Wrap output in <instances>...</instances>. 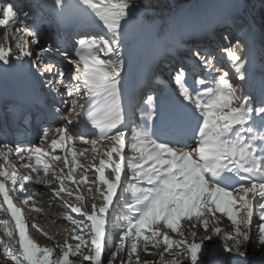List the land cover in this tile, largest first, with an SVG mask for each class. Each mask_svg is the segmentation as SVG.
<instances>
[{
  "label": "snow or ice",
  "instance_id": "obj_1",
  "mask_svg": "<svg viewBox=\"0 0 264 264\" xmlns=\"http://www.w3.org/2000/svg\"><path fill=\"white\" fill-rule=\"evenodd\" d=\"M41 7L48 12L50 25L54 22L75 28L70 50L60 44L56 48L41 44L40 25L26 23L30 16L43 18ZM232 7L238 12L241 5ZM140 13V6L132 0H42L41 4L0 0V70H11L13 59L26 60L30 70L52 67L55 71L40 85H46L45 95L52 96L49 111L57 103L56 96L69 97L62 101L68 106L67 114L58 108L52 113H60L66 123L55 128L59 140L51 141L50 150L75 139L90 143L94 153L98 142L111 145L98 167L82 169L85 175L81 181L72 176L78 168L75 151L71 162L64 161L67 172L63 168L57 172L45 162L50 155L43 147L48 129H43L42 135L36 130L40 146L0 145V168L7 166L0 171V211L15 222V231L6 232L14 243L4 245L11 264H72L70 256L88 264H115L124 252L126 264H133L132 257L141 245L145 252L149 245L153 249L163 245L162 264H248L247 249L264 247V94L249 103V97L235 83L248 78L251 25L239 22L235 14L207 21L201 36L217 35V24H223L229 35H219L214 49L195 40L191 46L185 45L186 60L169 73L178 91L172 89L165 95L149 90L137 102L125 91L129 69L125 50L130 28ZM50 52H60L64 57L69 78L55 61L45 65V54ZM213 68L221 74L213 76ZM229 68L234 69L235 76H230ZM32 75L39 82L43 73ZM137 111L143 124L134 120ZM68 115L97 139L89 140L85 132L75 130ZM126 148L133 157L125 154ZM84 151L87 149L81 155ZM12 156L22 162L21 167L36 173L45 187L52 188V198L63 201L64 219L73 226L70 239L78 243L73 246L65 240L63 245L57 244L60 255L55 259L53 248L41 247L29 236L25 215L9 195L8 180L11 191L24 194L20 199L25 205L31 201L34 210L41 211L35 207L32 175H17L10 163ZM51 159L61 157L53 155ZM89 171L94 176L91 181L86 176ZM69 180L71 184L97 185L90 207L79 189L73 190L66 183ZM121 204L126 211L117 215ZM67 209L79 218H73ZM217 213L227 217L230 229L219 227ZM254 215H258L255 224ZM193 219L188 228L181 226V221ZM9 222L7 218L2 221L5 226ZM198 225L206 234L193 230ZM166 230L181 239H172ZM121 264H125L123 259ZM259 264H264V257Z\"/></svg>",
  "mask_w": 264,
  "mask_h": 264
},
{
  "label": "rangeland",
  "instance_id": "obj_2",
  "mask_svg": "<svg viewBox=\"0 0 264 264\" xmlns=\"http://www.w3.org/2000/svg\"><path fill=\"white\" fill-rule=\"evenodd\" d=\"M232 9H233V12L235 15L240 14L239 17L242 19V21H245V19H244L245 15H243L241 10L239 9V13H235L237 11L233 7H230V9H228L227 12L220 14L217 21H219L223 17L229 15L230 11ZM186 12L187 11H185V13ZM48 18H50V17H48ZM189 18H194V19L198 20L197 12L195 11V13H189ZM193 23H195V21H193ZM217 27H219V28L224 27V25L223 24H217ZM196 29H197L196 26L193 25V31L194 32H196ZM223 30H224V28H223ZM150 31H151V28H148V26H146L144 34H143L144 37H140L137 39L135 38L134 43H133V47L131 49L132 52H130L128 54V57H127L128 63H129L130 57L133 56L134 53L136 52V48L141 46V44L146 40L145 38L150 35ZM201 31H202V29L201 30L198 29L197 32L194 34H200L201 35ZM170 33H171V31H170ZM235 34H236V32H235ZM223 42L226 43V41H223ZM161 45L165 46L163 43H157V42H151L150 44L147 45L148 51L146 52V56L142 57V55H141V57H140V63L142 65V67H144L146 69L148 68V64L151 63L152 54L154 52L157 53L158 48H160L162 50ZM240 49L242 51L241 47H240ZM240 54L243 56L244 53L240 52ZM254 56H255V54L252 57H249V65H248L249 69L247 68V70H250V73L252 74L251 77L247 78V84H249L250 86H253V80L256 81L258 84V81L260 79L264 78V68H260V67H257L254 65V61H255ZM12 62L14 64H16L17 60L13 59ZM5 67H7V66H5ZM14 68H17V67H15V65H14ZM12 69H13V67H12ZM12 69L7 71V72L0 70V88H1L0 93H2L1 94V95H3L2 97H6L9 94H13L12 92H10L11 89L9 87H16V85H19V84L12 85V83H10L9 75H12L13 73H15V70L13 69V71H12ZM252 69L254 70V72L252 71ZM5 76L9 80L2 78ZM131 80H132V74L128 73L127 79H126V84L128 86L130 85ZM263 87H264V83L262 84V87L259 89V92L261 93L260 95H262L264 93ZM150 90L152 91L153 89H150ZM153 92L155 93L156 91H153ZM0 101H1V99H0ZM73 122L75 123V121H73ZM80 128H82V127L80 126ZM54 139L59 140V135L55 136V138L50 139L43 147L45 150L50 151V155L46 158L45 162L51 164L52 168H54L57 172H59L60 169H62V168L64 169L65 172H67L69 170V168H65L64 161H65V159L68 160L69 162H71L73 160V156H72L73 151H78V150L82 151L84 149H87V151H84L83 153L87 154L88 158L87 157H80L79 159L76 158V160H75V163H76V165H78V168H77L76 172L72 173V176L77 181H81V177L83 175H85V173H83L82 169L83 168L92 169L93 166L98 167L100 159L102 158V154L105 151L110 150V147H111V145L105 141V142L100 143L99 145L97 144L95 146L97 149V152L94 153L91 151L92 146L79 147V146H74L72 143L71 145L68 146L69 147L68 150H67V146H65L63 144V145H58V147L54 151H52V150H50V143ZM125 154L129 157L134 156V154L131 153L127 148L125 149ZM27 155L28 154L25 153L26 157H27ZM53 155H58L61 157V159L58 161H53L51 159V156H53ZM103 158L106 159V157H103ZM0 161H1L0 165H2L3 162H2V160H0ZM21 163H22L21 161H17L14 159L12 160V164H14V166H15V170L17 172V175H29V174L32 175L33 180L30 183L32 185V188L37 193V195H35L33 197V199L36 201L35 207L40 208L41 209L40 212L45 214L46 217L48 218V220H50V221H48V220L45 221L43 218H38L37 212L34 210L31 201L29 202L28 205H25L23 203L22 199H20V197L24 195L23 193L11 191L12 185H11L10 180L5 181L6 187L9 189V195L12 198L16 207L21 208L24 215H25L26 223L28 224L27 231H28L29 236L38 245L48 247V248H53L55 250V257H57L60 255V249L56 247L57 244L63 245L65 240H67L68 243L72 244V245L77 243V242H74V240L70 239V237L73 235V232H72L73 226L68 221H66L64 219L63 213L65 212V208L62 207L63 201L59 200L58 198H52V188L51 187H45L44 183L42 182V179H38L37 174L32 173L30 168L21 167L20 166ZM5 168H7L6 165L4 166V168H0V171H3ZM41 168H42V166H41ZM9 171H11V169H9ZM86 176H87V179L89 181L94 179L92 171L87 172ZM41 177H42V173H41ZM2 179H3V177H0V180H2ZM66 183L70 184L71 189H73V190L78 188L79 193L85 197V202L90 207V205L92 203L90 196L96 194L95 189H96L97 185L96 184L83 183V182L78 183V184H71L70 180L66 181ZM89 188L92 189L91 193H89V191H88ZM75 194L76 193L74 191L73 199L75 198ZM130 195H131V193L129 192V196ZM2 200H3V198L0 197V203H2ZM121 210H123L122 204L120 206H117V215L120 214ZM67 211L69 214H71L73 216V218H77V219L79 218L75 213H71L70 209H67ZM254 211L257 212V210H254ZM5 218L9 219V221H10L7 226H5L2 223L3 219H5ZM216 218L219 221V227H221L223 230L227 231L228 229H230L232 227L231 222L227 220L226 216H223V215L217 213ZM253 218L258 219V215H254ZM113 221L115 222V216L113 217ZM192 222H195L194 219L191 222L187 221V220L181 221V226L183 228H188L189 224ZM32 224H35L37 227L32 228L31 227ZM193 230L197 231L198 235L206 234V233H203V229L199 225L197 226L196 229H193ZM253 230L255 231V228H253ZM7 231H13V232L15 231V222L12 221L10 216H8L5 212L0 211V240L3 241V243H0V264H11V261L9 260V258L4 253V245L7 244V245L11 246L14 243V240H10L7 237V235H6ZM166 231L169 232V236L172 239L177 240V241L181 239V237H179L175 233H172L171 230H166ZM44 233H46L47 235L45 236ZM16 239H18V234L16 235ZM190 239L191 238L189 237V240ZM205 243L208 244L210 242L206 241ZM219 243L223 244V241L220 240ZM17 247H18V245H17ZM150 247H151V245H149L150 250L148 252H145L143 250H141V252H139L140 253L139 258L142 261H152L156 257V255L158 254L157 251L153 252L152 251L153 249H151ZM85 251L87 252V250H85ZM105 254L108 255L107 251L105 252ZM120 255H121V253L119 254V256ZM247 257L250 260L252 258L255 259V261L261 260V258L264 257V247H261L259 245L250 246L247 249ZM119 258L117 259V264H120Z\"/></svg>",
  "mask_w": 264,
  "mask_h": 264
},
{
  "label": "trees",
  "instance_id": "obj_3",
  "mask_svg": "<svg viewBox=\"0 0 264 264\" xmlns=\"http://www.w3.org/2000/svg\"><path fill=\"white\" fill-rule=\"evenodd\" d=\"M132 3L136 6H140L141 13L130 28L128 45L132 44L135 38L143 36L146 26L151 28L148 38H162V40L168 42L169 32L172 31L171 29H173L176 36H181L182 32L185 30L186 22L182 14L187 6L198 12L201 19V26L203 27L207 21L216 20L226 7H229L234 3V0H132ZM145 5H150V7L145 8ZM244 15L254 27L256 45L254 65L264 68V0H245ZM237 16L239 22L245 23L239 15ZM174 23L175 26L173 28ZM179 27L181 29H179ZM236 32L238 35L241 34L238 31ZM261 82H264V80L262 79ZM74 242L78 243V241ZM150 248L153 249L152 247ZM141 250H143L142 245L138 248L137 254L132 257L133 264H137V256L139 257V252H141ZM152 251L158 252L156 257L152 261H142L139 258V264H162L160 254L163 251V245H161L159 249H153ZM85 254H87L86 251ZM105 255L107 256V254ZM165 257L170 258L167 257V254H165ZM55 258L56 257L54 256L53 259ZM118 258L120 264L122 259L126 264L128 259L127 253H121L117 259ZM69 259L72 261V264H88L87 261H82L79 257L70 256ZM117 259L115 264H117ZM259 261H255L253 258L251 260L248 259V264H259Z\"/></svg>",
  "mask_w": 264,
  "mask_h": 264
},
{
  "label": "bare ground",
  "instance_id": "obj_4",
  "mask_svg": "<svg viewBox=\"0 0 264 264\" xmlns=\"http://www.w3.org/2000/svg\"><path fill=\"white\" fill-rule=\"evenodd\" d=\"M17 2L18 3H21L20 1H18L17 0ZM37 4H41L42 3V0H37ZM25 3V2H24ZM23 4V3H22ZM33 4V3H32ZM40 12L42 13V16H43V18L42 19H37V20H40V21H38L37 22V24L39 23V22H42V24L43 23H45V24H47L48 25V27H50V28H55V24L56 23H52L51 25L48 23V20L50 19V18H48V16H49V14H48V12L47 11H45L44 9H40ZM31 19V21H32V19H34V20H36V18H30ZM31 21H30V23H31ZM41 25V24H40ZM71 26H68V27H63V26H60V28L62 29V30H64V31H66V32H68L71 28H70ZM3 30H0V32H2ZM47 33H50L49 31H47ZM63 36H64V34H63ZM62 37V36H61ZM64 39V38H63ZM71 41H74V39L73 40H71ZM66 42H68V41H66ZM61 43H63V42H61ZM70 46H71V44H70ZM34 48H35V46H33ZM15 51H17V50H15L14 49V52ZM16 62V61H15ZM24 62V63H23ZM12 63V65L14 64L13 62H11ZM14 65H15V67H17V68H14ZM13 65V69L15 70V73H13L12 75H9V79H10V83H12V85H14V84H19V85H16V87H9L11 90H10V92H12L13 94H9V95H7V97H12V98H16V99H20V101H23V102H29V100H28V98L29 97H34V98H37V95H35V92H34V87L39 83V82H37V79L34 77V76H32L29 72H31V70H30V66H29V63L26 61V60H22V61H17V63L16 64H14ZM5 67V66H4ZM13 69H12V71H13ZM38 73H41V69H39V68H36L35 69ZM9 73V72H8ZM28 75V76H27ZM31 75V76H30ZM3 79H8V78H6V76L5 77H2ZM8 79V80H9ZM8 88V87H7ZM0 90H1V88H0ZM6 90V89H5ZM9 93V92H8ZM2 93H0V99L2 100V96L3 95H1ZM4 94V93H3ZM142 98V97H141ZM140 98V99H141ZM9 102H11L12 104H14V101H9ZM57 106L58 105H54V107L55 108H57ZM60 109V108H59ZM61 110V109H60ZM61 112L62 113H64L65 114V111H62L61 110ZM57 115H59V117H60V113H57ZM137 114H135V122H136V124H139L138 123V119H137ZM69 119H72L73 121H75V117L74 116H70L69 117ZM74 123V122H73ZM45 124H50V123H45ZM75 124V123H74ZM136 124H134L133 126H136ZM48 127H50L51 125H47ZM80 126L82 127V128H80ZM78 125V127H76L75 126V130H77V131H80V132H83V131H85V129H84V126L83 125ZM69 127L71 128V127H73V125H69ZM90 127V126H89ZM49 129H51V128H49ZM91 131H95V130H91ZM49 134H50V136L48 137V140H50V139H52V138H55V136H57V135H59L58 133H56L55 132V130H51V131H49ZM89 135H86V137H88ZM92 136V138H87V139H89V140H92V139H97V136L96 135H91ZM79 141V140H78ZM73 143V145L74 146H79V147H84V146H92L91 144H79V143H77L76 141H65V143H64V145L65 146H67V150H68V146L69 145H71ZM98 145L100 144V142H98L97 143ZM96 144V145H97ZM95 145V146H96ZM93 147V146H92ZM66 150V151H67ZM75 153H76V157H75V160H76V158L77 159H79L80 157H87L88 158V155L87 154H85V153H83V155H81V151L80 150H78V151H75ZM92 156V155H91ZM26 157V156H25ZM90 157V156H89ZM13 156L12 157H10V162L12 163V160H13ZM2 162H3V160H2ZM37 216H38V218H43L45 221L46 220H48V218L46 217V215L45 214H43V213H41V212H37ZM256 218H253V222L255 223L256 222ZM48 221H50V220H48ZM52 222V221H51Z\"/></svg>",
  "mask_w": 264,
  "mask_h": 264
}]
</instances>
